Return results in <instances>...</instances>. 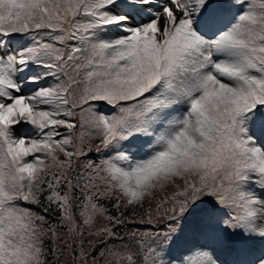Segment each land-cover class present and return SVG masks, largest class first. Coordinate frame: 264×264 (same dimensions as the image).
<instances>
[{
  "label": "snow or ice",
  "instance_id": "1",
  "mask_svg": "<svg viewBox=\"0 0 264 264\" xmlns=\"http://www.w3.org/2000/svg\"><path fill=\"white\" fill-rule=\"evenodd\" d=\"M0 264H264V0H0Z\"/></svg>",
  "mask_w": 264,
  "mask_h": 264
}]
</instances>
